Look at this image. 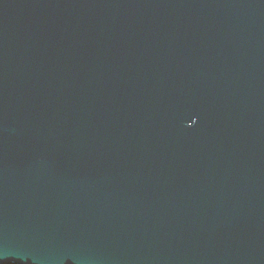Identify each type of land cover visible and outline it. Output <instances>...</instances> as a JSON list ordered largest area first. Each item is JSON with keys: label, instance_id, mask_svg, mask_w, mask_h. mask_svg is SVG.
<instances>
[{"label": "water", "instance_id": "95a60500", "mask_svg": "<svg viewBox=\"0 0 264 264\" xmlns=\"http://www.w3.org/2000/svg\"><path fill=\"white\" fill-rule=\"evenodd\" d=\"M0 264H264V0H0Z\"/></svg>", "mask_w": 264, "mask_h": 264}]
</instances>
